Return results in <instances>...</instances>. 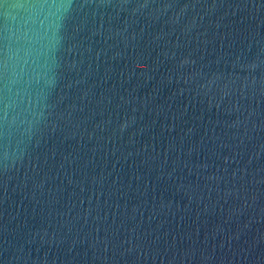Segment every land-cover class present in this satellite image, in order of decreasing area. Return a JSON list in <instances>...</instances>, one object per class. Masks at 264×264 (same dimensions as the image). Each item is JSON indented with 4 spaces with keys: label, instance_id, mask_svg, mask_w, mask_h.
I'll use <instances>...</instances> for the list:
<instances>
[{
    "label": "water",
    "instance_id": "1",
    "mask_svg": "<svg viewBox=\"0 0 264 264\" xmlns=\"http://www.w3.org/2000/svg\"><path fill=\"white\" fill-rule=\"evenodd\" d=\"M0 264H264V0H0Z\"/></svg>",
    "mask_w": 264,
    "mask_h": 264
},
{
    "label": "clouds",
    "instance_id": "2",
    "mask_svg": "<svg viewBox=\"0 0 264 264\" xmlns=\"http://www.w3.org/2000/svg\"><path fill=\"white\" fill-rule=\"evenodd\" d=\"M43 6V5H42ZM47 7H49V8H51V7H53L52 5H47Z\"/></svg>",
    "mask_w": 264,
    "mask_h": 264
}]
</instances>
